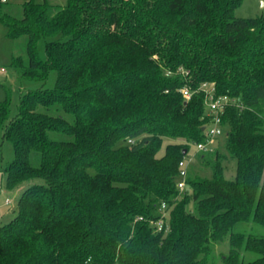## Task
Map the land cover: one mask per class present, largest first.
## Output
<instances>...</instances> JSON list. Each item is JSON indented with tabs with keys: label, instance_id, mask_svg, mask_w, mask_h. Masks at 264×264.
Listing matches in <instances>:
<instances>
[{
	"label": "trees",
	"instance_id": "1",
	"mask_svg": "<svg viewBox=\"0 0 264 264\" xmlns=\"http://www.w3.org/2000/svg\"><path fill=\"white\" fill-rule=\"evenodd\" d=\"M242 2L29 0L18 17L0 0L8 37H28L13 66L40 84L16 115L0 104L5 187L29 183L0 225V264H214L237 223L264 226V16L237 18ZM204 85L233 101L226 153H197L211 175L193 160L181 192L179 163L206 141ZM223 264H264V237L231 233Z\"/></svg>",
	"mask_w": 264,
	"mask_h": 264
},
{
	"label": "rangeland",
	"instance_id": "2",
	"mask_svg": "<svg viewBox=\"0 0 264 264\" xmlns=\"http://www.w3.org/2000/svg\"><path fill=\"white\" fill-rule=\"evenodd\" d=\"M29 0H7L8 7L13 15L20 17L22 14L21 5ZM37 3H43L45 0H35ZM48 3L56 6H66L69 0H46ZM235 16L237 18H256L264 16V0H243L242 4L235 10ZM52 39H41L38 44V52L41 58H46V43L47 41H53ZM28 37L26 35L20 36L16 39H10L8 37V30L0 24V68H4L6 72L0 70V104H7L12 115H16L18 110V104L21 92L36 89L40 86L39 83L24 80L19 77V73L13 66L14 57H20L25 65H28V52H27ZM54 80L52 79L48 87H53ZM169 141H172L168 139ZM168 140L164 144L161 154L165 150V146ZM225 138H220L217 148L221 153H226L224 148ZM174 141V140H173ZM4 161L7 163L14 157V151L11 143L5 142L3 144ZM195 145L190 148V153H196ZM194 159L192 168L195 172L199 173L203 177L211 175V170L201 164L200 160ZM226 166V178L233 179L236 175V160L229 157L224 161ZM6 177L0 172V225H4L14 217L17 202L22 195L23 191L29 186V183H24L14 190H8L5 187ZM11 201L10 205L6 204V200ZM242 233L245 235H256L264 237V226L257 223L240 222L237 223L232 231L225 237L223 242L218 243L211 255V262L214 264H223V256L228 254L230 250V234ZM255 258V254L248 253L245 255V259L252 260Z\"/></svg>",
	"mask_w": 264,
	"mask_h": 264
},
{
	"label": "built area",
	"instance_id": "3",
	"mask_svg": "<svg viewBox=\"0 0 264 264\" xmlns=\"http://www.w3.org/2000/svg\"><path fill=\"white\" fill-rule=\"evenodd\" d=\"M2 72H6L4 68H0ZM205 89V107L207 116L210 118L208 125L205 127V139L203 143L195 145L196 153H189L187 157L182 159L179 163L180 176L178 181V189L182 192L186 187V180L191 164L193 163L194 156L197 153H212L215 151L220 138H225L227 135V126L222 122V115L224 114L226 107L233 103L227 96H215L213 89H208L206 85L203 86ZM186 100H189L192 96V92L188 87L181 89ZM131 142V141H130ZM132 143V142H131ZM6 204H11L9 199L6 200ZM166 206H162V217L154 222L157 227V231H162L164 227V217L166 212Z\"/></svg>",
	"mask_w": 264,
	"mask_h": 264
},
{
	"label": "water",
	"instance_id": "4",
	"mask_svg": "<svg viewBox=\"0 0 264 264\" xmlns=\"http://www.w3.org/2000/svg\"><path fill=\"white\" fill-rule=\"evenodd\" d=\"M203 131H205V127L203 128Z\"/></svg>",
	"mask_w": 264,
	"mask_h": 264
}]
</instances>
